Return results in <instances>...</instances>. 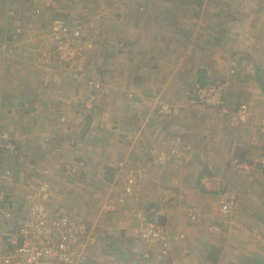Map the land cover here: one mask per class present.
<instances>
[{"label": "crops", "instance_id": "0c3cea01", "mask_svg": "<svg viewBox=\"0 0 264 264\" xmlns=\"http://www.w3.org/2000/svg\"><path fill=\"white\" fill-rule=\"evenodd\" d=\"M106 1L111 8L99 18L101 41L84 63L97 68L80 77L56 61L44 70L34 62L54 46L47 25L51 12L36 14L30 0H0V124L17 123L11 126L13 130L8 124L4 127L26 143L25 155L34 156L35 162L14 167L20 170L12 167L14 203L31 200L33 176L39 180L52 176L58 191L70 192L77 186L66 185L67 179L60 182L57 161L44 157L45 149L39 148L53 129L51 116L60 121L68 118L65 127L59 123L63 136L74 131L82 134L69 140L77 153L89 152L94 157V165L102 169L98 177L107 181L115 179L116 162L146 163L155 152L170 153L180 138L182 156L149 171L139 188L142 194L147 184L155 182V188L170 187L175 193L168 208L163 204L170 237L168 254L135 238L128 228L139 221L129 215L115 218L126 227L125 233L114 234L125 240L120 247V241L115 247L105 243L102 252L93 239V250L100 248L105 264H264V171L253 174L250 169L233 167L235 160L252 165L264 156L260 129L264 121V0H105L107 8ZM79 5L87 11L78 13ZM70 12L86 21L90 0H74ZM108 18L116 24L111 26ZM95 73L100 74L103 87L93 106L101 107L96 114L103 122L83 125L85 129L78 131V125L86 122L80 123L83 109L92 104L87 79ZM229 75L232 82L225 89L223 108L200 109L191 103L188 94L196 83ZM242 104L248 106L245 122L238 113ZM161 105H169L171 114H161ZM34 116L39 117V129L34 130V137H24L27 130L23 128L36 127ZM26 117L28 125L22 126ZM42 130L47 135L39 133ZM40 135L44 138L36 142ZM12 141L11 136L2 141L0 152L9 150ZM30 148H38V153L32 155ZM9 155L2 152V165L14 162L15 156ZM90 166L87 172L92 171ZM76 176L80 180V174ZM206 178L218 179L219 190L206 189ZM79 189H74L76 194ZM229 196L239 205L223 218L221 200ZM163 201L149 202L144 196L140 205L157 209L153 204L161 206ZM191 213L198 214V222L190 220ZM181 233L184 238L178 239Z\"/></svg>", "mask_w": 264, "mask_h": 264}, {"label": "built area", "instance_id": "2783aa9c", "mask_svg": "<svg viewBox=\"0 0 264 264\" xmlns=\"http://www.w3.org/2000/svg\"><path fill=\"white\" fill-rule=\"evenodd\" d=\"M8 12L12 13L11 10ZM52 27L58 44L55 57L70 61L83 48L91 49L95 45L87 41L80 27L73 23L70 25L66 19L57 20ZM90 40L94 39L90 38ZM231 82L229 75L206 84L196 83L189 92V99L200 109H221L225 106V89ZM100 83L97 80L94 84L99 88ZM95 101V94L90 95V103ZM160 109L161 114H171L167 105L161 106ZM238 113L243 122L247 121L248 106L242 104ZM260 129L264 134V121ZM6 138H8L7 131L0 127V144ZM175 144L170 153H162L156 159L153 157L151 162L148 161L142 166L131 165L132 168L125 175L124 193L115 197L111 195L107 199L105 208L108 211H116L115 200L120 202L121 206L138 201L137 185L147 178L151 163L155 161L166 163L172 160L178 155L180 151L178 146L183 145V141L178 138ZM8 148L15 149L11 142L8 143ZM123 164L124 162H120L119 166ZM83 165L82 160L78 161L77 165L69 167L68 171L75 173ZM233 167L250 169L253 174H261L264 171V156L255 159L252 165L235 160ZM15 184L14 173L10 169L2 171L0 165V264H105L98 252L93 250L90 224L80 216L77 209H67L53 204L52 184L49 181L40 182L33 188L31 200L23 201L18 205L14 203ZM203 185L208 190L218 191L221 184L218 179L206 178L203 180ZM163 191L165 192L163 204L175 198V193L170 189ZM238 205L233 196L221 200V217L226 218L231 215ZM134 217L139 221V225L131 229L133 236L144 240L147 244L158 246L161 254L167 255L170 237L165 221L167 217L165 206L161 205L158 209L151 208L146 214L136 213ZM189 218L197 221L198 214L191 213ZM122 228L125 229V225H122ZM177 238H184V234H179Z\"/></svg>", "mask_w": 264, "mask_h": 264}, {"label": "rangeland", "instance_id": "374dc122", "mask_svg": "<svg viewBox=\"0 0 264 264\" xmlns=\"http://www.w3.org/2000/svg\"><path fill=\"white\" fill-rule=\"evenodd\" d=\"M30 1H31L30 4L35 6L34 9H35L36 14H43L45 10H48L49 12H51V13H49V19H48L47 25L50 24L49 37L53 41L54 46L51 49H49L47 47L49 50L45 49L46 51H44L41 55H39L36 58V60H34V62L36 61V63L41 66L40 70L41 69L44 70L45 68H43V67H46L49 64H51L52 62L56 61V63L62 64L61 66H63V67L65 66V68L68 67L75 74L74 76L85 77L86 74L87 75L92 74L91 70L96 69L97 67H94V68H92V67L90 68V66L85 67L84 63L86 60L90 59V54L96 50V47L99 45V43L101 41V35L98 34V30L101 29L100 24L102 23V21H100L99 18H100V16L103 15V13L106 9L111 8L109 6V3L106 1L107 2V8H106L105 0H90V16L86 17V21H83L82 18H77V17H74L71 15L70 8L72 7L74 0H62V1L61 0L60 1L59 0H30ZM117 4L118 3H116V5ZM84 5H86V4H84ZM10 7H11V5H10ZM78 9H79L78 13H79V11H80V13L87 11V10H85L86 8H80V5H79ZM81 9H84V10H81ZM8 11H9V9H8ZM11 12H12L11 14H13L12 17H14V14H15L14 11H11ZM103 18H105V22L107 24L106 16H103ZM63 19H66L70 23V25H72V23H73L74 25H77L78 27H80L82 34L84 35V37L86 39H88L87 41L95 44L94 47L91 49H84L83 48L82 50H80L79 53L76 56H74V58L71 59L70 61H65L61 58L55 57V55H54L58 44H57V41L55 39V35H54V31H53L52 26L54 25V22H56L57 20H63ZM108 22L111 24V26L116 24L115 19L112 20L111 18H108ZM82 29H84V31H86V33H84L82 31ZM92 29L93 30L97 29V30L92 32ZM90 38H92L94 40H90ZM82 47H83V44H82ZM91 77L92 78L88 77V79H87L88 84L91 86V91H90L89 97H90V95L95 94V96H96L95 102H97L99 99L98 90L103 85V82L100 80L101 79L100 74L95 73ZM97 80H99L101 82L100 83L101 85L99 88H97L96 85L94 84ZM81 92H80V94H81ZM188 97H189V94H188ZM167 106L170 107L169 105H167ZM86 108H85V110L83 109V112L85 114H82V116L79 117L80 123L83 120L86 122L84 124L78 125L79 126L78 131H80V127L82 129L84 128L83 125L86 127V126H90V124L93 123L90 127H94V126L101 125V123L103 122L101 116H98L96 114L97 110L101 108V107H99V105L98 106L96 105L93 107V103H92L90 105V107L87 106ZM170 109H172V108L170 107ZM64 113L66 115H69L67 110ZM34 117H36V116H34ZM18 118H20V116ZM50 118H51V121L52 122L54 121V122L52 124L53 129L49 133V138H48L49 141L46 140L45 146L41 145V147H39V148L45 149L46 154H44V157L51 158V159H54L57 161V164H54V165H55L56 169L59 171V176L62 177L60 179V182L67 179L66 185H69L70 187H73L76 185L77 186L75 188L74 187L71 188L72 190H70V192H68L67 190L62 191L61 189H60L61 191H58V189L56 188V185H55L56 183H53L54 178L52 176L51 177L47 176V178H46V177H43L44 176L43 175L41 177L42 178L41 180H39V177L37 179L35 176H33L34 180H32V181H35V182H31V189L35 188L40 183V181L41 182L49 181L52 184V198H53L52 201H53V204L63 206L67 209H69V208L74 209V207H75V209H77L79 211V213L82 215V217H84L87 221H89L90 229L92 232V238L95 239L94 243L97 244V246H99L101 248L102 252H104L103 244H105V243H108V245H110V246L111 245L114 246L118 241H120L119 245H117V248L120 247V245L123 243V241L125 242V240L119 239V236L114 238V234L117 232L118 233H125L126 231H124V229L121 228L122 224H124V223H121L120 221H116L115 218H117V219L119 218L120 220H122L123 216L129 215L133 219H136L134 217L136 213L137 214L140 212H142L144 214L148 213L151 208L146 207L145 204L140 205L141 204L140 199L142 200V198H143V201H144V196H146V199H148L149 202H151L152 200L153 201H156V200L160 201V198H162V200H163L164 195H165L163 188L160 187L162 190H160V188H155L154 187L155 182H151L149 185L148 184L146 185L147 191H144L142 194H139V193H141V191L139 190V188L141 187V184L139 183L137 185L138 187L136 188V192H137L136 197L138 198V201H134L131 205L121 206V205H119L120 202H117L115 200V206H116L117 210L116 211H108L105 208V204H106L105 201L111 195H113L115 197L117 195H122L124 193L123 188H124L125 183H126L125 182V175H126V172H128L130 170V168H132L131 165L141 164V166H142V164H145V163H142V161L141 162L138 161L135 164H133V163L129 164L131 161L130 162L128 161V163L124 162V164L122 166H119L120 161L116 162L115 166L117 167V169H116L117 171L115 172V174H116L115 179L114 180L111 179V181H107L106 179L102 180L101 178L98 177V174H100V171L102 169L100 167L94 165V161H93L94 157L89 156L88 155L89 152L77 153L76 145H74L73 142H71L69 140L70 138L71 139H77L78 133L76 131H74L71 134L70 133L64 134V135H68V136H63V134L61 132L62 126H60L59 123H61V121H62L63 122L62 125L65 127V123L68 121V118L66 116H63L61 118V121H60L59 117H57V116H51ZM27 119L28 118L26 117L25 120L21 121L22 126L28 125V124H26V123H28ZM36 119H39V117L37 116L34 119L35 120L34 124L36 126L35 128H33L31 130H29V128H23L25 131L27 130V133L23 134L24 137H26V136H33L34 137V133H35L34 130L39 129L38 125H37V123H39V121ZM95 120H99V122H96ZM75 123H76V118L74 120V124ZM6 124H8V126L13 130V127H11V126H15L17 123L6 122ZM6 124H0V127L7 130V137H9V136L12 137V139H13L12 142L14 143L13 145H14L15 149L11 150L7 146V148L9 150H7L6 148L1 150L0 155L2 154L3 151H5V152L10 154L9 157H12V155H13V156H15V158H14V162H12L10 165H2V163L0 165H1L2 171L6 170V169H10L14 173L12 167L13 168L17 167V166L21 167L26 162L28 164L33 165V164H35V162H34V156L25 155L26 154V152H25V150H26L25 144L26 143H24L23 140H20L19 138L16 139V136L13 135L11 130H8L6 127H4V125H6ZM64 127H63V131H64ZM89 128H87V130ZM68 129H69V127H68ZM42 132L44 133V136L47 135V132L45 133V131H43V130L40 131L39 133H42ZM79 134H78L79 136L82 135L80 132H79ZM44 136H42V135L38 136L36 138V140H37L36 142L41 141L42 138H44ZM2 141H6V139H4ZM52 145H54L55 147H53ZM48 146H50V147H48ZM178 148H180V146H178ZM72 150H74V151H72ZM58 151H59V155H58ZM30 153L32 155H34L35 153H38V148H30ZM162 153L163 152H160V151L155 152V155L151 156V158L148 159L147 162L148 161L151 162L153 160V157H155V159H156ZM183 155H184V153H183ZM37 156H35V157L37 158ZM181 156H182V150H180L178 155L174 156L173 158L175 159V158H178ZM3 158H5V155L3 156ZM55 158H57V159H55ZM81 160L83 161L84 165L80 169H78L75 173H69L67 168L65 170V167H67L66 165H68V168L73 167V166L77 165L78 161H81ZM15 161H17V162H15ZM171 161L172 160H170V161L168 160L166 163H161V162H157V161L152 162L151 163L152 165L150 166L149 171L156 169L157 166H165L166 167L167 165H169L171 163ZM191 161L192 160H189V162H191ZM70 162H73V164H69ZM50 163H53V162H50ZM89 165H91L90 168L92 169L93 172L91 170H90V172H87ZM227 167L231 168L229 166V163H227ZM14 169L20 170V168H14ZM151 172L149 174L150 179L153 178V176L151 175ZM22 173H23V171H20V174H22ZM48 173H50V172H48ZM78 174H80V180L75 179L77 177L76 175H78ZM46 175H50V174H46ZM87 175H90V177H89L90 181H88V180L86 181ZM93 176H94V178H93ZM147 177H148V175H147ZM17 180H19V179H17ZM82 180H85L86 182L84 184H82L83 183V182H81ZM152 183H153V185H151ZM78 186L80 188L79 189L80 191H78L76 194L74 189H76ZM169 188L170 187H168V189ZM146 193H148V194H146ZM150 196L152 198H150ZM165 204H166V208H168V206H167L168 203H165ZM153 205H154V207H156L158 209L160 206V203L153 204ZM161 205H163V202H161ZM121 212H122V215L120 214ZM126 212H128V213H126ZM198 220H199V218H198ZM198 220H197V222H198ZM165 221H166V218H165ZM137 224L139 225V222H137ZM166 224H167V222H166ZM134 227L128 228V230L131 234H132L131 229ZM110 233H112L113 235H111ZM110 236H112V238H110ZM95 244H94V246H95ZM148 245L150 247H154V245H150V244H148ZM99 247H97V248L100 251ZM99 251H98V254L100 255L101 251L100 252Z\"/></svg>", "mask_w": 264, "mask_h": 264}, {"label": "trees", "instance_id": "16d2710c", "mask_svg": "<svg viewBox=\"0 0 264 264\" xmlns=\"http://www.w3.org/2000/svg\"><path fill=\"white\" fill-rule=\"evenodd\" d=\"M208 83V82H207ZM200 84H203V83H200ZM204 84H206V83H204Z\"/></svg>", "mask_w": 264, "mask_h": 264}]
</instances>
